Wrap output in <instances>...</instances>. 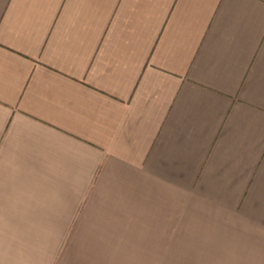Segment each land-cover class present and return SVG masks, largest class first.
Segmentation results:
<instances>
[{
    "label": "crops",
    "instance_id": "1",
    "mask_svg": "<svg viewBox=\"0 0 264 264\" xmlns=\"http://www.w3.org/2000/svg\"><path fill=\"white\" fill-rule=\"evenodd\" d=\"M81 223L264 264V0H0V264Z\"/></svg>",
    "mask_w": 264,
    "mask_h": 264
},
{
    "label": "rangeland",
    "instance_id": "2",
    "mask_svg": "<svg viewBox=\"0 0 264 264\" xmlns=\"http://www.w3.org/2000/svg\"><path fill=\"white\" fill-rule=\"evenodd\" d=\"M104 229V224L79 225V238L64 240L62 264H152L149 239L134 237L135 232H112ZM118 234L132 237H113ZM143 252V253H140ZM155 264H161L160 256H155Z\"/></svg>",
    "mask_w": 264,
    "mask_h": 264
}]
</instances>
